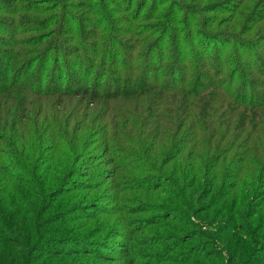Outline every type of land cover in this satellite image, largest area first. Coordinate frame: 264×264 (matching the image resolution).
I'll use <instances>...</instances> for the list:
<instances>
[{
  "label": "trees",
  "instance_id": "trees-1",
  "mask_svg": "<svg viewBox=\"0 0 264 264\" xmlns=\"http://www.w3.org/2000/svg\"><path fill=\"white\" fill-rule=\"evenodd\" d=\"M259 3L0 0V264H264Z\"/></svg>",
  "mask_w": 264,
  "mask_h": 264
},
{
  "label": "rangeland",
  "instance_id": "rangeland-1",
  "mask_svg": "<svg viewBox=\"0 0 264 264\" xmlns=\"http://www.w3.org/2000/svg\"><path fill=\"white\" fill-rule=\"evenodd\" d=\"M258 5H261L263 8H264V3H259ZM257 5V6H258ZM257 8H259V6L257 7ZM25 24L28 26H22V25H20V30H23V29H25L24 31H26L27 33V35H25V36H29L31 33H29L31 30H32V28H34V24L33 23H29V21H25ZM69 27L68 28H74L73 26H71V25H68ZM257 61H258V63H262V64H264V53H262L261 55L259 54V56H258V58H257ZM193 219H195L194 217H193ZM198 222H200V224H201V226L204 228V229H211V228H213V229H215V225H213V223H211V222H209V221H206V220H202V221H198ZM220 246V245H219ZM225 253V250H223V255H225L226 256V253Z\"/></svg>",
  "mask_w": 264,
  "mask_h": 264
}]
</instances>
